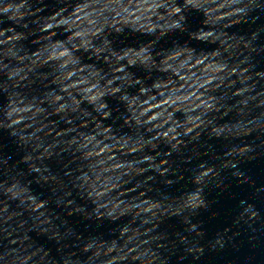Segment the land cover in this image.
<instances>
[{
	"label": "clouds",
	"instance_id": "9594fccd",
	"mask_svg": "<svg viewBox=\"0 0 264 264\" xmlns=\"http://www.w3.org/2000/svg\"><path fill=\"white\" fill-rule=\"evenodd\" d=\"M5 11H7V9H5Z\"/></svg>",
	"mask_w": 264,
	"mask_h": 264
}]
</instances>
